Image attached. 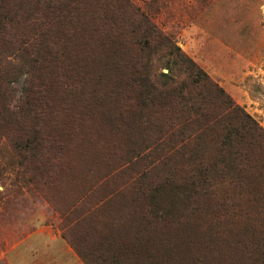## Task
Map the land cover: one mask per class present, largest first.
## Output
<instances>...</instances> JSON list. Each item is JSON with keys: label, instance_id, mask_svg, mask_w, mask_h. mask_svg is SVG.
Here are the masks:
<instances>
[{"label": "rangeland", "instance_id": "374dc122", "mask_svg": "<svg viewBox=\"0 0 264 264\" xmlns=\"http://www.w3.org/2000/svg\"><path fill=\"white\" fill-rule=\"evenodd\" d=\"M129 1L264 130V0ZM25 10L26 5L21 8ZM150 56L154 73L167 71L166 56ZM97 67L89 62V80L77 87L70 74L67 79L57 72L60 91L53 99L55 116L48 130L64 145V168L55 174L54 164L42 155L44 148L34 144L31 149L26 141L28 134L39 140L45 127L38 124L30 130L23 122L0 117V264H29L28 239L47 236L48 231L69 246L75 241L78 249L86 251L84 244H89L86 256L94 254L93 247L106 233L118 231L132 249L147 241L153 264H233L256 258L257 244L260 251L264 248V190L251 195L255 202L249 206L236 193L188 205L170 189L159 190L163 176L154 149H176L185 143L184 135L155 137L153 123L161 119L153 110H132L128 123L122 117V126L110 124L101 113L108 105L102 86L97 98L91 92ZM26 78L22 75L11 84L13 104L22 102ZM54 80L49 78L48 86L56 87ZM65 116L67 126L60 133ZM134 179L139 183L123 190ZM258 181L264 185V177ZM137 186L153 190L164 222L156 221L153 212L143 219V206L130 204ZM222 200L225 207L218 209L215 203ZM234 204L240 209L232 210ZM146 251L138 250L136 258L142 259Z\"/></svg>", "mask_w": 264, "mask_h": 264}, {"label": "trees", "instance_id": "16d2710c", "mask_svg": "<svg viewBox=\"0 0 264 264\" xmlns=\"http://www.w3.org/2000/svg\"><path fill=\"white\" fill-rule=\"evenodd\" d=\"M25 5L26 10L21 11ZM151 52L169 59L167 73L153 72ZM89 62L99 66L91 92L97 98L102 86V98L108 105L101 113L110 124L116 121L122 126V117L128 123L132 110H153L161 119L153 123L155 137L184 135L185 143L176 149L162 153L154 149L163 176L159 190L170 189L188 205L235 193L247 198L245 206L255 202L251 195L264 190L258 181L264 177V130L129 0H0V117L18 125L23 122L30 130L38 124L45 127L39 140L28 134L26 141L31 149L34 144L44 148L43 157L54 164L53 174L64 168L60 164L64 145L48 130L55 116L53 99L60 91L57 72L67 79L66 73L70 74L77 87L89 80ZM25 74L23 100L15 105L11 84ZM49 78L55 79L56 87L48 86ZM67 112L62 109L65 115ZM59 123L61 133L67 126L66 116ZM137 183L138 179L130 180L123 190L133 189ZM136 188L130 204L143 206V219L153 212L156 221L164 222L165 214L154 201L158 197L153 198V190ZM215 204L218 209L225 207L223 200ZM240 207L230 205L232 210ZM124 238L118 231L108 232L88 256L89 244H84L86 251L78 249L75 241L69 244L85 264H153L147 241L132 249ZM260 245L254 248L256 258L233 264H264ZM144 248L145 256L137 259L138 250Z\"/></svg>", "mask_w": 264, "mask_h": 264}, {"label": "crops", "instance_id": "0c3cea01", "mask_svg": "<svg viewBox=\"0 0 264 264\" xmlns=\"http://www.w3.org/2000/svg\"><path fill=\"white\" fill-rule=\"evenodd\" d=\"M27 245L31 249L29 264H82L70 246L51 231L47 236L28 239Z\"/></svg>", "mask_w": 264, "mask_h": 264}, {"label": "water", "instance_id": "95a60500", "mask_svg": "<svg viewBox=\"0 0 264 264\" xmlns=\"http://www.w3.org/2000/svg\"><path fill=\"white\" fill-rule=\"evenodd\" d=\"M163 72H164V73H167V71H166V70H164Z\"/></svg>", "mask_w": 264, "mask_h": 264}]
</instances>
